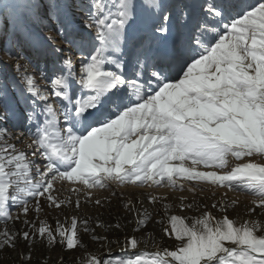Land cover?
<instances>
[{
    "label": "snow or ice",
    "instance_id": "6c2138e0",
    "mask_svg": "<svg viewBox=\"0 0 264 264\" xmlns=\"http://www.w3.org/2000/svg\"><path fill=\"white\" fill-rule=\"evenodd\" d=\"M33 7L23 2L0 6L10 8L21 27ZM71 7L66 3L64 10ZM77 7L95 36L71 24L58 35L73 51L93 41L78 76L72 54L65 53L52 61L49 72L40 70L39 78L48 85L44 89L29 74L11 89L0 83V121L35 127V133L21 132L18 140L31 139L32 155L43 159L30 175L26 153L12 143L0 147V219L9 217L12 207L26 216L28 197L47 194L50 206L61 207L63 202L52 195L57 179L89 187L104 186V180L138 187L152 182L183 190L174 179L182 177L247 192L264 212V165L238 164L226 174L196 170L223 169L228 156L264 158V0H175L171 6L164 0H114L111 8L105 0H86ZM141 15L147 22L130 33ZM173 24L177 38L168 41ZM50 51L55 55L65 49ZM129 69L134 72L130 79L125 75ZM6 138L11 139L8 130L0 128V141ZM186 160L190 167L183 166ZM185 207L193 205L181 201V211ZM227 208L219 206L222 212ZM35 210L40 211L39 204ZM137 223L139 228L145 221ZM25 224L31 233L23 232L20 239L49 244L59 239L67 249L78 244L75 217L68 227L57 221L55 231L43 221L38 228L31 221ZM257 230L264 233V223L237 225L207 211L191 224L170 215L163 233L177 241L174 249L121 264H264V235H255ZM16 239V234L0 232V245L15 248ZM137 244L135 238L127 240L133 249ZM90 264L98 262L91 259Z\"/></svg>",
    "mask_w": 264,
    "mask_h": 264
},
{
    "label": "rangeland",
    "instance_id": "374dc122",
    "mask_svg": "<svg viewBox=\"0 0 264 264\" xmlns=\"http://www.w3.org/2000/svg\"><path fill=\"white\" fill-rule=\"evenodd\" d=\"M45 1L47 2V0H0V6L21 2L34 4L30 16L24 20L25 23L23 22V27L9 14L10 8L7 10L0 8V71L4 73L0 83L10 89L13 85L19 86L20 77L25 74L35 76L36 83L41 89L48 87L39 78L40 70L49 72L56 57L62 59L65 53L77 55L91 46L89 42L81 51H73L58 35V31H66V27L62 26L67 24L81 31L82 29L85 31L86 28L87 33L94 31L85 27V13L77 7V5L83 7L86 0H49V6H45ZM107 1L109 0H105V3ZM66 3L72 5L70 10H64ZM54 5L59 8H55ZM13 28L16 32L11 31ZM45 46L49 50L45 51ZM54 48L65 49V52L53 55L50 50ZM5 56L15 61L9 64ZM0 128L7 129L8 136L11 137L0 141V147L6 143L15 144L17 152L27 154L26 159L31 164L30 175L34 174L36 167L42 166L43 159L41 160L39 155H32L34 147H26L32 144L27 136L22 141L18 138L21 132L35 133V127L29 129L27 123L21 126L19 122L11 120L0 121ZM33 157L37 159L33 160ZM226 159L227 165L223 169L205 170L226 174L238 164L252 162L264 165V158L259 156L244 157L240 161L231 156ZM174 163L176 162L170 161V165L173 166ZM183 166L191 165L186 166L184 162ZM202 167L196 170L201 171L199 168ZM100 175L103 177L104 174ZM174 179L177 185L181 182L178 177ZM103 185L89 187L80 181L57 179L53 184L52 195L63 202L61 207L50 206L45 198L47 194L37 199L28 197L30 211L26 216L21 213L20 208L12 207L9 217L0 219V232L16 234L17 239L15 248L0 245V264H90L91 259H95L98 264H121V261H134L137 257L148 260L156 250L160 253L165 249L173 250L177 243L175 239H170L163 233L170 215L186 218L188 224L205 211L218 219L227 216L237 225L244 221L264 223V212L254 203L256 197L247 192L231 191L226 187L204 181H186V186L180 183L178 186H182L183 190H174L166 184L152 186L149 182L138 187L131 183L118 184L113 180H104ZM181 201L185 205L192 204L193 207L191 209L185 207L181 211ZM37 204L40 207L39 212L35 210ZM213 204L218 207L213 208ZM222 204L228 205L226 212L219 210ZM249 208L253 211L249 212ZM73 217L79 222L78 244L73 249L62 246L59 239L55 244H49L47 240L42 241L40 238L27 241L19 238L25 231L31 233V225H26L25 221L35 223L37 228L43 221L55 231L57 221L68 227ZM138 220H144V226L138 228ZM254 234L264 235L259 230ZM132 238L138 242L134 249L127 245V240ZM226 246L236 247L231 244Z\"/></svg>",
    "mask_w": 264,
    "mask_h": 264
},
{
    "label": "bare ground",
    "instance_id": "6f19581e",
    "mask_svg": "<svg viewBox=\"0 0 264 264\" xmlns=\"http://www.w3.org/2000/svg\"><path fill=\"white\" fill-rule=\"evenodd\" d=\"M2 1H3V0H2ZM6 4H7V3H6ZM77 54H78L77 57L80 58L81 55H80L79 53H77ZM73 57L76 58V56H73ZM131 91H132V89H131ZM133 98H134V97H133ZM27 146H28V145H26V147H27ZM33 149H34V148H33ZM29 151H31V150H29ZM40 158H41V157H40ZM34 159H37V158H34V157H33V160H34ZM41 159H42V158H41ZM175 162L177 163V165H179V164L181 163L180 161H175ZM184 162H185V165H186V166L191 165L190 160H186V161H184ZM184 162H183V165H184ZM186 162H187V163H186ZM176 163H174L173 166H176ZM200 167H202V166H200ZM199 169H201V172H207V171H210V170H205V168H203V167H202V168H199ZM178 179H179V182L181 181L180 183H183V184L185 185V183H186L187 180H184L182 177H178ZM182 179H183V181H182ZM194 182H195V181H194ZM149 183L152 184V182H149ZM180 183H179V184H180ZM179 184H178V185H179ZM185 186H186V185H185ZM131 191H132V190H131ZM129 194H130V193H129ZM134 194H135V193H134ZM161 195H162V194H161Z\"/></svg>",
    "mask_w": 264,
    "mask_h": 264
},
{
    "label": "trees",
    "instance_id": "16d2710c",
    "mask_svg": "<svg viewBox=\"0 0 264 264\" xmlns=\"http://www.w3.org/2000/svg\"><path fill=\"white\" fill-rule=\"evenodd\" d=\"M45 6H49V0H47V2L45 1ZM12 24H13L12 26L15 25L14 22H13ZM11 31H12V32H16L15 28H13ZM0 78H4V73L1 72V71H0Z\"/></svg>",
    "mask_w": 264,
    "mask_h": 264
},
{
    "label": "water",
    "instance_id": "95a60500",
    "mask_svg": "<svg viewBox=\"0 0 264 264\" xmlns=\"http://www.w3.org/2000/svg\"><path fill=\"white\" fill-rule=\"evenodd\" d=\"M154 253H155V254H156V253H160V251H159V250H156V252H154Z\"/></svg>",
    "mask_w": 264,
    "mask_h": 264
}]
</instances>
